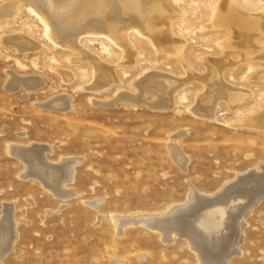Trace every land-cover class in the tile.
I'll return each instance as SVG.
<instances>
[{
  "label": "rangeland",
  "instance_id": "obj_1",
  "mask_svg": "<svg viewBox=\"0 0 264 264\" xmlns=\"http://www.w3.org/2000/svg\"><path fill=\"white\" fill-rule=\"evenodd\" d=\"M223 1L171 0L164 16L172 22L163 32L175 43L162 47L134 27L123 44L101 32L80 36L78 47L58 44L25 6L0 18V220L4 206L13 205L18 234L0 264H201L187 238L165 241L142 224L118 233L115 219L163 213L186 202L192 186L212 196L240 174L264 172V128L245 124L264 110V0ZM229 2L259 20L248 35L251 57L233 46L236 25H216ZM8 37L35 47L21 50ZM12 73L42 83L9 89ZM208 75L240 97L223 98ZM154 76L169 84L165 90ZM144 80L154 87L138 84ZM58 96L69 106L43 105ZM161 96L167 101L160 105ZM201 98L209 99L213 117L197 111ZM13 144L48 145L53 163L80 159L65 184L75 194L61 199L25 177L27 164L11 153ZM217 222L204 225L217 233L209 241L222 247L230 226ZM244 222L229 263L264 264V198Z\"/></svg>",
  "mask_w": 264,
  "mask_h": 264
},
{
  "label": "bare ground",
  "instance_id": "obj_2",
  "mask_svg": "<svg viewBox=\"0 0 264 264\" xmlns=\"http://www.w3.org/2000/svg\"><path fill=\"white\" fill-rule=\"evenodd\" d=\"M170 1L171 0H11L10 2H4L3 0L0 2V18L11 16L18 9H21L20 7L25 6L28 7V9L43 22L46 27L47 36L53 42H58V44L61 43L64 45L65 43H69V45L71 46L78 47L76 46V42L80 36L84 34L96 35L100 32L101 34L108 33V35L112 36L115 40H117V42L120 41L122 43L123 40L126 41L125 33L127 29L134 27L140 32L150 34L152 33L151 38L154 44L160 47L161 45L164 46L166 43H175L173 42L172 37H170L169 33L163 32L164 29L168 28L166 24L169 25V23L172 22L171 21L167 23V20L169 19L165 18L164 16L168 11L172 10ZM224 2L225 0L222 3ZM234 4L230 3L225 12H222L223 8H221V12H217L219 14V17L217 16L218 18H216L217 20L215 22L216 25H219L220 23L222 25L224 24V26L227 24L231 26L236 25L238 29L234 30V34H237V38L239 39L233 46H235L236 49L238 48V50L243 51L247 56H250V50L252 49L249 45L250 43L248 37L252 35H249V33L252 31V22L254 21L255 24H258L259 20H253V18L249 16L247 17L240 12H237ZM167 14L169 15L170 13ZM112 37L110 38L112 39ZM22 38L8 37L6 42L15 44L21 50H24V48H31L32 40L30 42L25 40L24 37ZM252 39L253 38L251 37L250 40ZM252 45L254 44L252 43ZM227 53L230 54V52ZM92 63H94V61ZM107 71L110 72V70ZM13 73L12 79L8 84L9 89H17L16 87L18 85L23 84L26 88L33 90L34 88L39 87L42 83V81H39L37 78H20ZM153 75L155 74L153 73ZM158 77L161 79L157 81V77L155 78L154 76V78L156 79L155 81H157L156 88L159 91L161 90V88L165 90V88L169 84H166L165 79L162 80V76ZM213 77L214 76L209 77L208 75L206 79L208 82H210L211 80H213ZM97 79L98 78H96V81ZM149 80L147 81L151 83V81ZM207 81L205 83H208ZM217 81L219 80H216L215 78L211 83H217V87L220 88L219 94H223V98L227 97V100L230 99V101H233L237 100L240 97V92L232 94L228 91L229 88L223 85L222 80L221 85H219ZM94 83L96 82L94 81ZM138 84L143 86L147 83L146 80H144V82L142 81L141 83H139L138 81ZM97 85L98 83L96 84V86ZM149 85L147 84L146 86L149 87ZM93 86L96 87L94 84ZM153 87L154 86H152V88ZM210 92L211 91H209V93ZM215 94L216 93L214 92V95ZM133 97H135V95ZM160 98V105L167 101L165 96H161ZM200 103L201 106H198L197 111L211 116L213 107H209V99L207 100V98H205L202 100L201 98ZM43 105L45 107L54 106V108L56 106H61L62 108V106H69V98L65 96H58L57 98L55 97L53 100ZM211 117H213V114ZM247 120L248 122L245 121V124H249L252 121V124H256L257 126L264 128V110ZM174 148L175 147H172L174 156L181 159L182 155L178 153V150L176 151V149ZM47 149H51L50 146H42L40 144H30L27 146L13 144L11 146V153L19 157L27 164V170L24 173L25 177L32 176L41 180L43 184H45V186L52 190L58 197H61V199H67L73 196L75 192L71 189H67L65 187V184L72 181L74 166L77 162L80 161V159L72 157L63 158L61 159V162L53 163L49 161L47 157H45ZM183 164H185V162ZM237 178V181L234 180L235 182L225 184V186L221 188L218 193L212 196H204L203 194L198 193L196 191L197 189L195 190V188L192 186L191 191L188 194L189 197H187L188 200L186 202L173 205L169 210L163 213H156L153 215L138 214L131 216H118L115 219L118 233H120L121 230L126 226L132 224H142L153 231L159 232L161 238L165 241L172 240L175 235L187 238L192 249L198 253L201 264H229L228 261L231 256L239 253V249L237 248V246L242 241L241 234L246 223L244 222L245 217L251 214L252 207L257 205L258 202L264 198V172L261 173L254 170L246 174H240ZM4 207V215L0 220V259L3 258L9 251H11L12 248H14L13 243L18 235L16 230V222L13 217L14 206L6 204ZM230 210H232L234 214H231ZM234 210H236V213ZM228 217H231L229 221H227ZM205 220H210L213 223L218 221L217 223H225L224 225L227 224L226 222H229L227 227L230 226V230L226 231V235H224L226 237H223L224 240H228L226 241V243L228 244L220 247L217 242H211L216 240L214 236L217 235V233H214L213 235V230H208L207 228H205ZM209 238H211L212 240L209 241ZM216 250L218 253H216Z\"/></svg>",
  "mask_w": 264,
  "mask_h": 264
},
{
  "label": "crops",
  "instance_id": "obj_3",
  "mask_svg": "<svg viewBox=\"0 0 264 264\" xmlns=\"http://www.w3.org/2000/svg\"><path fill=\"white\" fill-rule=\"evenodd\" d=\"M230 259H231V258H230ZM229 261H230V260H229ZM229 261H228V262H229ZM229 264H230V263H229Z\"/></svg>",
  "mask_w": 264,
  "mask_h": 264
}]
</instances>
